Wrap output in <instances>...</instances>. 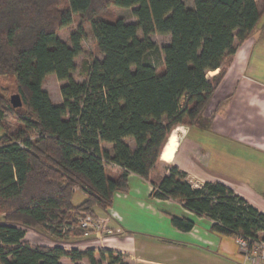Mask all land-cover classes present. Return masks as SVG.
<instances>
[{
	"label": "trees",
	"instance_id": "1",
	"mask_svg": "<svg viewBox=\"0 0 264 264\" xmlns=\"http://www.w3.org/2000/svg\"><path fill=\"white\" fill-rule=\"evenodd\" d=\"M113 5L131 7L136 22L110 18ZM263 15L257 0H193L192 7L183 0H0V76L14 78L22 100L12 107L1 87L0 264H61L62 256L73 264H128L114 249L32 245L25 234L89 239L79 228H61L77 212H106L116 195L129 191L130 174L151 183L150 198L179 201L210 219L215 232L264 230V213L221 182L193 186L186 171L169 164L162 176H152L175 126L210 124L204 111L237 46ZM75 18L66 42L58 31ZM84 22L102 58L83 60V80L76 81ZM153 33L169 35V43L158 46ZM157 51L158 65L148 58ZM49 74L63 81L60 104L42 87ZM75 188L84 192L77 204ZM167 216L182 231L195 225L187 214Z\"/></svg>",
	"mask_w": 264,
	"mask_h": 264
},
{
	"label": "crops",
	"instance_id": "2",
	"mask_svg": "<svg viewBox=\"0 0 264 264\" xmlns=\"http://www.w3.org/2000/svg\"><path fill=\"white\" fill-rule=\"evenodd\" d=\"M260 27L264 28L263 25L256 28ZM253 32L237 46L222 83L204 111L210 124L195 127L196 134L192 137L182 130L175 136L170 158L165 162L160 157L159 164L177 165L192 180L201 183L221 182L264 213V68L258 67L261 60L254 48L260 38ZM165 172V167L158 170L155 179ZM129 183L127 193L116 195L113 206L97 214L104 221L102 233L109 242L101 239L98 245L93 239L59 241L34 229H27L25 239L32 245H61L80 251L114 249L124 254L128 264H179L176 261L180 256L188 264H210L209 249L197 243L215 247L217 238L223 250L233 253L227 241L210 233L214 231L210 229V219L186 210L177 200L150 198L151 183L135 174H130ZM144 209L149 210L148 218L158 225L153 231L135 223ZM167 212L187 214L195 225L189 231L177 229L171 225ZM238 257L236 264L239 253ZM60 262L73 264L66 256Z\"/></svg>",
	"mask_w": 264,
	"mask_h": 264
},
{
	"label": "rangeland",
	"instance_id": "3",
	"mask_svg": "<svg viewBox=\"0 0 264 264\" xmlns=\"http://www.w3.org/2000/svg\"><path fill=\"white\" fill-rule=\"evenodd\" d=\"M183 1L187 7L193 6V0H183ZM257 3H258V6L261 8L264 5V0H257ZM109 12H110L109 15H112V17H110V18H114L116 16H119V17H122L124 19V21L127 23L136 22V18L134 17V15L132 13L131 7L125 8V7H119V6L113 5L110 7ZM77 24H78V18H75L72 24L59 29L58 34L61 37V39L66 41V42H69V34L71 31H73L76 28ZM83 25H84V29H85V35H84V38L81 42V49L82 50H81V53L75 59L76 65H77V70L73 74V77L76 81H82L83 80V77L80 76V74H79V67H80L83 60L92 61V59H95V58H98V59L102 58V56L96 52V48H95L94 41H93V38L91 35V29H90L89 23L84 22ZM261 25L264 26V15H263L262 20L258 26H261ZM260 28H256L253 32L254 34L258 35L260 38L259 42L256 44V46L254 48V53H257L256 55L261 60V62L259 61L258 67L264 68V28H261V30H260ZM150 38L158 46L165 45V44L169 43V41H170V36L165 35V34L153 33L150 35ZM148 58L153 63H156L158 65L162 60V54L159 51L153 52L152 54H150L148 56ZM215 73L216 72H211L209 75L211 76ZM259 73H260V75L262 74L261 76H263V72H259ZM62 83H63V81L58 80L54 74H49L44 78L42 87L48 92L51 101L55 104H60L62 102V97L60 94V86ZM1 87L7 88V95L8 96L11 92H15V80H14V78L12 76H9V75L0 76V90H1ZM4 120L11 126H15L17 124L15 118H13L12 116H10L8 114H4ZM195 127H197V126H191V127L184 126V125L175 126L172 129V131L175 130L173 132V135L171 137H169L168 141L165 142V145L162 148V151L160 153L161 159L166 162V160H168L170 158L171 153L173 151V148L175 146V140L177 137L176 135L181 134L182 130L183 131L185 130L186 131L185 134L189 133V135L192 137L196 134ZM172 131L170 133H172ZM35 134H36V132H33L32 136H34ZM170 142H171V144H170ZM103 147L110 148V145L109 144H103ZM165 165L166 164H164L162 166V164H158L157 169L154 171V173L152 172V175H154V178H155V175H157L155 173L158 170L161 171L162 168L165 167ZM106 167H107V169H110L109 165H107ZM113 168H114V166H113ZM187 179L189 181H191L193 186H198L201 183V182L192 180V178L188 174H187ZM83 196H84V192L81 189H77L73 194L72 200L75 204H77L82 200ZM145 204H148V199L145 200ZM144 208H147V207H144ZM147 212H149V210H147V209H144V211H141L140 214L137 216L135 223L142 229L153 231L154 229H156L158 227V225L153 223L151 218H148V215L146 214ZM163 225L165 226L167 224L164 223ZM30 233H28L27 237L30 236ZM210 233L218 235L219 237H221L220 239H224L222 241H225V242L227 241V243L230 244L232 252L237 253L235 255L233 253H229L228 251L223 250V247L220 245V243L218 244L219 238H217L218 241L215 240V242H216L215 247H213L211 245L209 247H207L206 245H202L200 243H197L200 246L209 249V252H210L209 259L211 261L210 264H236L237 260L239 259V257H238L239 250H238V246L235 243L233 236L217 233L215 231H212V232L210 231ZM258 233L261 234L260 232H258ZM32 235H34V233ZM106 236H108V235H106ZM133 236L137 237L138 234H134ZM88 237H89V239H93L94 240L93 242H95V243H97L101 239H102V241H104V243L109 242L106 240L107 238L103 235V233L90 234ZM97 244L101 245V243H97ZM97 244H94V245H97ZM85 250H86V248H85ZM81 261L84 262L83 264H87L86 259H82ZM176 262L179 264H188V262L184 258H182V256H180V259H178ZM80 263H82V262H80Z\"/></svg>",
	"mask_w": 264,
	"mask_h": 264
},
{
	"label": "built area",
	"instance_id": "4",
	"mask_svg": "<svg viewBox=\"0 0 264 264\" xmlns=\"http://www.w3.org/2000/svg\"><path fill=\"white\" fill-rule=\"evenodd\" d=\"M74 218L75 222L63 225L61 231L79 228L83 231L84 236L103 232L104 221L97 216L80 211L75 214ZM258 232L254 236H244L240 232H235L232 235L239 249L238 264H264V230Z\"/></svg>",
	"mask_w": 264,
	"mask_h": 264
},
{
	"label": "water",
	"instance_id": "5",
	"mask_svg": "<svg viewBox=\"0 0 264 264\" xmlns=\"http://www.w3.org/2000/svg\"><path fill=\"white\" fill-rule=\"evenodd\" d=\"M7 99L10 102L11 106L14 108H20L22 106V100L20 98L19 93L11 92L9 96L7 95Z\"/></svg>",
	"mask_w": 264,
	"mask_h": 264
}]
</instances>
